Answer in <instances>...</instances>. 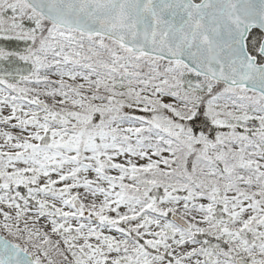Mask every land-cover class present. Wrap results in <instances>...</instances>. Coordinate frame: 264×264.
<instances>
[{
	"label": "snow or ice",
	"instance_id": "1",
	"mask_svg": "<svg viewBox=\"0 0 264 264\" xmlns=\"http://www.w3.org/2000/svg\"><path fill=\"white\" fill-rule=\"evenodd\" d=\"M0 264H264V0H0Z\"/></svg>",
	"mask_w": 264,
	"mask_h": 264
}]
</instances>
